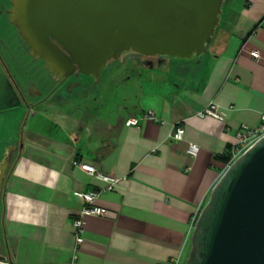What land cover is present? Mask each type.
Masks as SVG:
<instances>
[{
	"label": "crops",
	"instance_id": "1",
	"mask_svg": "<svg viewBox=\"0 0 264 264\" xmlns=\"http://www.w3.org/2000/svg\"><path fill=\"white\" fill-rule=\"evenodd\" d=\"M221 24L207 55L163 58L178 83L160 74L124 112L105 117L99 107L78 105L82 83L43 106L14 105L16 137L0 159L9 157L0 257L13 264L185 263L194 220L227 169L220 158L242 127L257 128L264 115V0H225ZM211 104L222 119L199 116ZM131 118L138 126H126ZM178 126L182 141L171 139ZM190 143L198 156L188 153ZM75 161L122 178L97 199L107 214L86 218L81 245L73 229L83 207L77 193L106 183Z\"/></svg>",
	"mask_w": 264,
	"mask_h": 264
},
{
	"label": "water",
	"instance_id": "2",
	"mask_svg": "<svg viewBox=\"0 0 264 264\" xmlns=\"http://www.w3.org/2000/svg\"><path fill=\"white\" fill-rule=\"evenodd\" d=\"M225 0H13L11 21L59 80H99L123 53H209ZM1 200V189H0ZM0 264H13L0 257ZM186 264H264V137L224 172L196 221Z\"/></svg>",
	"mask_w": 264,
	"mask_h": 264
},
{
	"label": "rangeland",
	"instance_id": "3",
	"mask_svg": "<svg viewBox=\"0 0 264 264\" xmlns=\"http://www.w3.org/2000/svg\"><path fill=\"white\" fill-rule=\"evenodd\" d=\"M7 25L8 23L5 22V26ZM2 31L3 25L0 24V32ZM3 37L20 39L16 31L14 35L6 33ZM16 40L10 43L15 58L7 56L6 62L10 68L11 75L7 74V71L5 73L3 66L0 64V110L2 111L0 112V159L7 140H12L16 137L14 121L21 117L20 112L11 111L14 105L9 104L11 98L10 93L7 92L8 86L7 82L5 83V78L12 85L14 78L23 81L27 85L28 79L24 75L26 72L34 77L33 80L39 87H42L43 83L44 85L46 83L52 85L51 73L45 68V61H35L31 58L32 56H28L25 47L21 46V43ZM163 58L160 56L147 57L135 52H126L119 59H112L107 63L99 80L82 74L78 77L75 75L68 81L82 83L80 90L76 89L74 91L75 102L77 101V104L81 102L84 107L89 106L92 109L99 107V112L103 113L105 117L114 112H124L126 106L131 104L132 101L136 102L144 91L151 89V82L157 81L160 74L168 85L178 83L175 67H167L165 64L168 63L166 60L164 62ZM7 127L11 130L8 131Z\"/></svg>",
	"mask_w": 264,
	"mask_h": 264
},
{
	"label": "built area",
	"instance_id": "4",
	"mask_svg": "<svg viewBox=\"0 0 264 264\" xmlns=\"http://www.w3.org/2000/svg\"><path fill=\"white\" fill-rule=\"evenodd\" d=\"M255 57H258V54L255 53ZM152 119L157 120L154 113H150L148 115ZM199 116H211L216 119H222L221 115L219 114L218 108L216 105L211 104L206 107L202 112L199 113ZM139 120L137 118H131L126 121V126H138ZM185 135V129L181 126L175 128L171 139L175 141H182ZM264 137V115L262 116V123L257 128H249V127H242L236 135V142L231 146L230 154H231V161L227 164V168L236 161L241 155L246 153L256 142ZM200 152V147L197 144L190 143L188 147V153L196 157ZM74 165L80 168L83 172L98 177L100 180L106 183L104 188H101L97 191H91L86 193H77V195L83 201V207L75 220L73 221V229L75 233L76 244L81 245L84 242V234H85V227H86V218L89 216H105L107 212L101 208L96 206L97 199L105 192H112L116 185L122 180V178H118L111 175H105L100 172L97 167L94 165L81 163L78 161L74 162ZM198 219V218H197ZM197 219L194 220L195 224ZM180 259H177L173 264H180Z\"/></svg>",
	"mask_w": 264,
	"mask_h": 264
},
{
	"label": "flooded vegetation",
	"instance_id": "5",
	"mask_svg": "<svg viewBox=\"0 0 264 264\" xmlns=\"http://www.w3.org/2000/svg\"><path fill=\"white\" fill-rule=\"evenodd\" d=\"M0 1H1L0 2V24L3 25V31L0 32V64L3 66L5 73L7 71V74L11 75L10 68L6 64V62H7V56L11 58H15V55L11 50L10 43L13 40L15 42L16 39L4 38L3 37L4 34L11 33L14 35L16 31V34H18L20 38L16 41L20 42L21 46L25 47V49L27 50L28 56L30 57L32 56L31 58H33L35 61H40L42 59H37L32 54V48H30L29 44L22 38L19 29L11 21V10L13 8V0H0ZM5 22L8 23L7 26H5ZM24 75L27 76V79H28L27 85L23 81H20L19 79H16L14 77H13L14 83L12 85L5 78V83L7 82V86H8L7 92L10 93L9 95L11 98L9 101L10 105H16V104L22 105L23 104L27 107L43 106L46 103H52L53 99L56 98L54 97L56 94L57 96L59 95L62 96L63 93L70 90V88H72L76 84L78 85L81 84V83H75L76 81L68 82L72 77L59 80L56 76H54L51 73L52 85L47 84V83L44 85L43 83L42 87H39L37 84H35L33 80L34 78L33 76L29 75L26 72L24 73ZM37 98L38 99L40 98V99L36 100ZM0 112L2 111L0 110Z\"/></svg>",
	"mask_w": 264,
	"mask_h": 264
},
{
	"label": "bare ground",
	"instance_id": "6",
	"mask_svg": "<svg viewBox=\"0 0 264 264\" xmlns=\"http://www.w3.org/2000/svg\"><path fill=\"white\" fill-rule=\"evenodd\" d=\"M8 165H9V157L6 156L5 159L0 163V184H1L2 178L6 172Z\"/></svg>",
	"mask_w": 264,
	"mask_h": 264
},
{
	"label": "trees",
	"instance_id": "7",
	"mask_svg": "<svg viewBox=\"0 0 264 264\" xmlns=\"http://www.w3.org/2000/svg\"><path fill=\"white\" fill-rule=\"evenodd\" d=\"M222 24H221V28H222ZM220 28V27H219ZM214 42V41H213ZM213 42H212V44H213ZM211 44V45H212ZM211 45L209 46V48L211 47ZM230 150H231V147L229 148V150L225 153V155L222 157V158H220L222 161H224L226 164H229L230 163V161H231V154H230ZM3 197H4V193L2 194V200H1V203H2V201H3ZM199 217V216H198ZM188 259V258H187ZM187 259H186V261H187ZM186 261H185V263L184 264H186Z\"/></svg>",
	"mask_w": 264,
	"mask_h": 264
}]
</instances>
